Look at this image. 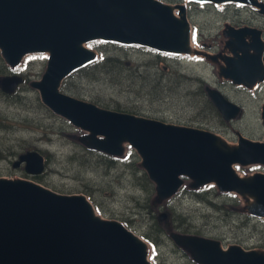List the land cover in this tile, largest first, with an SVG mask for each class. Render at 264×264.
<instances>
[{
    "label": "water",
    "instance_id": "water-1",
    "mask_svg": "<svg viewBox=\"0 0 264 264\" xmlns=\"http://www.w3.org/2000/svg\"><path fill=\"white\" fill-rule=\"evenodd\" d=\"M186 3L246 5L259 0H184ZM263 31L226 24L223 51L212 55L193 47V26L186 4L161 0H0V55L16 69L29 55H48L45 72L30 86L41 102L84 134L86 149L124 158L126 147L141 158L139 167L155 187L161 205L184 186L198 191L215 185L236 194L242 212L264 220V173L240 175L236 166L264 167V142L237 133V143L200 128L114 111L63 92L65 80L99 60L93 42L139 46L159 53L199 57L219 67V77L250 90L264 83ZM228 52L230 55L224 54ZM221 61L223 63H221ZM25 82L20 75L0 78L13 96ZM206 94L229 123L243 108L210 86ZM261 120L264 126V104ZM29 175L46 170L39 151L22 154ZM189 181V182H188ZM162 218L166 214H162ZM197 264H264V250L245 249L197 235L170 233ZM0 264H154L148 243L123 222L101 216L85 194L67 195L21 178L0 177Z\"/></svg>",
    "mask_w": 264,
    "mask_h": 264
},
{
    "label": "rangeland",
    "instance_id": "rangeland-1",
    "mask_svg": "<svg viewBox=\"0 0 264 264\" xmlns=\"http://www.w3.org/2000/svg\"><path fill=\"white\" fill-rule=\"evenodd\" d=\"M161 1L188 6L193 43L212 55L221 53L225 47L226 24L264 30V18L250 9L252 13L239 11L236 5L215 7L184 0ZM88 47L96 50L100 58L102 55L121 56L125 68L113 75L103 74L97 80L72 77L65 82L72 90L64 84L63 92L110 110H114L116 104L136 107L137 115L209 130L233 144L237 143L238 132L264 142L261 120L264 84L256 90L236 86L219 77L217 64L202 58L166 54L172 57L154 66L157 52L148 48L106 42H93ZM224 54L230 55L227 51ZM47 60L46 54H34L25 59L21 67L27 82L16 95L9 96L0 89V177L31 180L61 194H85L101 216L123 222L149 244L154 264H197L175 244L170 237L172 232L216 239L224 248L238 244L245 249L264 250V220L244 215L243 201L236 194L220 193L215 185L192 191L186 184L176 197L159 205L154 199L153 183L150 181L152 188L147 184L148 189L144 187L145 171L139 167L141 158L135 149L127 146L126 156L119 159L82 146L77 137L84 132L44 106L39 92L30 86L32 81L41 79ZM150 68L152 73L157 69L178 71L185 82L179 88H164L161 98L148 90L131 92L129 83L140 84L139 79L133 77L136 72L148 73ZM9 73L13 70L8 69L7 73L0 59V77L12 75ZM18 73L22 74L21 70ZM207 86L218 89L241 106L242 116L227 123L222 117L223 122H220L210 111L203 112L201 98L189 93L202 87L206 100L210 101ZM27 151H39L47 159L46 170L39 179L24 176L21 169L12 166ZM109 159L115 160V164L110 165ZM236 169L241 175L264 173L261 166H236ZM196 192H201L202 198H198ZM162 214L166 217L161 218Z\"/></svg>",
    "mask_w": 264,
    "mask_h": 264
},
{
    "label": "trees",
    "instance_id": "trees-1",
    "mask_svg": "<svg viewBox=\"0 0 264 264\" xmlns=\"http://www.w3.org/2000/svg\"><path fill=\"white\" fill-rule=\"evenodd\" d=\"M119 48H124V47H119ZM156 52V51H155ZM172 56H166V54L164 53H159L157 52L156 54V60L157 62H155V65H159V64H163L165 61H167V59H169ZM126 64L123 62L122 57L121 56H105L102 55V57L97 61L94 62L90 65H88L87 67L77 71L76 73H74L71 77H69L68 79L72 78H83V79H89V80H97L99 79V77L103 74H107V75H113L119 71H121L123 68H125ZM139 67V66H138ZM137 67V68H138ZM7 71V69H5ZM152 68H150L148 73H142L140 71H137V75L133 76L136 77L137 79H139L140 84H134V83H129L128 87L131 89L130 91L133 92L135 89H140L141 91L143 90H148V92H155L156 94L159 95V97L161 98V92L163 91V89L167 88L169 90L171 89H175L176 87H180V84L185 82V77L183 75L178 74L177 72H172V71H161L159 69L154 70V73L151 72ZM67 79V80H68ZM134 79V78H133ZM66 80V81H67ZM65 81V82H66ZM64 82V84H65ZM63 84V86H64ZM66 83L65 84V88L72 90V86H69ZM65 89V90H67ZM191 96H199L201 98L200 103L203 106V112L205 111H210V113H214L215 116H218L220 118V122H223L221 119V116L219 115L218 111L216 110V108L213 106V104L206 100V96L204 94V90L202 89V87H200L198 89V91L194 92V93H189ZM104 107H109L106 105H103ZM198 106H200L198 104ZM201 107V106H200ZM119 112H125V113H131V114H139V110L136 107H123L120 104H116L115 105V109ZM202 113V112H201ZM110 161L108 162L110 165H114L115 164V160L113 159H109ZM143 181H144V187L146 188V184L152 188L151 182L147 176V174H144L143 177ZM148 189V188H146ZM197 195L198 198H202L201 192H196L195 193Z\"/></svg>",
    "mask_w": 264,
    "mask_h": 264
},
{
    "label": "flooded vegetation",
    "instance_id": "flooded-vegetation-1",
    "mask_svg": "<svg viewBox=\"0 0 264 264\" xmlns=\"http://www.w3.org/2000/svg\"><path fill=\"white\" fill-rule=\"evenodd\" d=\"M259 2H261V1H259ZM263 4H264V2H262ZM230 5V4H229ZM232 5H235V4H232ZM227 5H224L223 7H226ZM235 9H237V10H239V11H253L254 13L253 14H255L256 16H258V17H262V18H264V15H262V14H259V9H256V8H254V7H250V6H239V5H236V8ZM244 9H246V10H244ZM250 9V10H249ZM250 11V12H251ZM252 13V12H251ZM247 26V25H246ZM250 27H252V26H250ZM254 28H256V27H254ZM259 29V28H258ZM261 30V29H260ZM263 31V33H262V39H263V41H264V30H262ZM30 56V55H29ZM28 57V56H27ZM26 57V58H27ZM25 58V59H26ZM0 59H1V61H2V65H3V68L4 69H7V73H8V69H10V70H13V73H9V74H12V75H20V76H22V77H24V79H25V82H27V78H26V76L24 75V72H23V70H22V64H21V66H19L18 68H16V69H12V68H10L6 63H5V61L3 60V58L1 57V55H0ZM25 61V60H24ZM23 61V62H24ZM15 70H17V71H15ZM19 70H21V72H22V74L21 73H18V71ZM8 74V75H9ZM1 78V77H0ZM25 84V83H24ZM264 84V83H263ZM23 85V84H22ZM21 85V86H22ZM21 86L19 87V90H20V88H21ZM261 86V85H260ZM259 86V87H260ZM258 87V88H259ZM257 88V89H258ZM247 89V88H246ZM18 90V91H19ZM247 90H250V89H247ZM254 90V89H253ZM256 90V89H255ZM18 93V92H17ZM16 95V94H15ZM14 96V95H13ZM22 155V154H21ZM20 155V156H21ZM20 156L18 157V159L16 160V161H14V163L12 164V166H13V168L14 169H21V174L22 175H24V176H29V177H32V178H35V179H39V177L40 176H42V175H44V173L43 174H40V175H29L28 173H26V171H25V164H21L19 167H14V164L19 160V158H20ZM245 215V214H244ZM247 216H249V215H247ZM251 217V216H250Z\"/></svg>",
    "mask_w": 264,
    "mask_h": 264
},
{
    "label": "bare ground",
    "instance_id": "bare-ground-1",
    "mask_svg": "<svg viewBox=\"0 0 264 264\" xmlns=\"http://www.w3.org/2000/svg\"><path fill=\"white\" fill-rule=\"evenodd\" d=\"M193 47H195L196 48V46L193 44Z\"/></svg>",
    "mask_w": 264,
    "mask_h": 264
}]
</instances>
